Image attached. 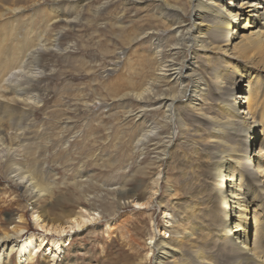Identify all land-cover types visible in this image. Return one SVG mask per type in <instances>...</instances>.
<instances>
[{"label":"rangeland","instance_id":"374dc122","mask_svg":"<svg viewBox=\"0 0 264 264\" xmlns=\"http://www.w3.org/2000/svg\"><path fill=\"white\" fill-rule=\"evenodd\" d=\"M190 11L188 0H0V76L14 84L32 75L29 93L15 83L14 113H0V125L12 128L14 147L22 152L10 159L40 164L36 168L56 186L57 214L62 203L66 213L84 209L100 216L72 232L59 264H155L154 242L168 236L183 240L178 263L195 264L191 252L200 247L211 264H239L237 251L217 235L225 209L206 178L204 158H213V151L198 138L199 131L211 135L212 126L189 110L174 115L164 107L180 88L164 66L193 60L185 33L198 20ZM250 16H240L238 25L253 24ZM176 22L181 28L173 30ZM10 42L15 46L7 53ZM27 47L38 50L37 58L15 62L23 74L10 79V58ZM202 60L198 53L203 68ZM200 73L205 80L204 69ZM189 99L195 98L188 94L183 101ZM2 171L0 220L5 221L16 218L28 199ZM121 192H129L132 201ZM263 202L258 214L264 213ZM26 210L28 234L38 233L32 206ZM255 236L250 232L251 239ZM36 259L35 264L44 261Z\"/></svg>","mask_w":264,"mask_h":264},{"label":"bare ground","instance_id":"6f19581e","mask_svg":"<svg viewBox=\"0 0 264 264\" xmlns=\"http://www.w3.org/2000/svg\"><path fill=\"white\" fill-rule=\"evenodd\" d=\"M188 1L190 16L194 14L195 20H198L185 33L189 40L186 50H193V60L186 65L184 61L181 64L169 61L168 65L164 66L170 69L173 81L180 84L177 95L166 98L164 107L169 114L172 112L174 115H180L181 108L210 122L212 134L205 137L199 131L198 138L213 151V158H204L206 178L218 193L219 203L225 209L216 224L217 235L220 241L230 244L237 251L239 264H264V213H257L264 198V0ZM233 4L235 6L231 9ZM170 10L173 14L177 12L174 8ZM183 12L185 14V10ZM244 14H251L253 24L238 25L244 20L240 17ZM8 25L5 23L3 27ZM171 27L173 30L181 28L178 22ZM179 32L183 33H177ZM14 46V43L10 42L6 52ZM31 48H25L18 57L10 58L11 55H7L12 65L10 79L22 77L23 71L15 66L21 59H29V62H32L37 58L38 50L33 51ZM198 53L203 54V68L196 61ZM203 69L205 80L200 73ZM24 76L26 79L17 83L18 78L14 84L12 79L10 81L0 76V113L4 114V117L9 116V112L14 113L17 108L15 83L19 84V91L22 88V91L27 90L29 93L32 75H23L22 78ZM238 77L241 78L236 80ZM244 88L247 91L242 93ZM188 94H192L195 99L183 101ZM216 102L217 106L214 105ZM20 111L24 110L21 108ZM1 124L0 133L3 135L0 137V147H3V152L0 153V159L5 156L6 163H0V169L6 172V177L12 184L22 190L24 195L21 197L28 200L24 206H19L16 218L0 220V264H35L36 258L39 257L44 258L39 264H59L63 261L60 260L62 255L65 257L66 248L71 244L72 232L80 230L89 222H96L100 216L84 209L81 212L66 213L62 203L59 205L61 212L57 214L54 207V202H57L56 186H53L54 183H51L43 170L36 168L40 164L16 163L13 158V161L10 159L11 155L17 156V153L22 152L19 153L14 147L16 136L10 132L11 127L8 125L7 128ZM179 125L182 129V117L179 118ZM260 135L263 137L261 141ZM5 142H8L9 146L5 145ZM256 144H260V147L254 152L252 149ZM1 160L3 161V158ZM120 194L129 202L133 199L129 192ZM18 198L20 199V196ZM19 199L13 198L12 201L15 200L17 204ZM233 204L236 205L235 209H232ZM135 205L142 208L145 203L135 202ZM29 206H32L30 213L35 226L39 228L38 233L28 234L30 227L26 209ZM189 212L194 216L195 208H191ZM170 216L171 214H165L166 219ZM165 223L166 228L174 233V225H170L168 221ZM252 231H255L256 235L254 240L250 238ZM174 235H179V232ZM170 237L154 242V247L156 246L159 252L155 264H182V261L178 263L179 259L176 257L182 254L179 248L183 240H167ZM195 240L201 245L204 244V240H200L199 236H196ZM189 244L196 245L193 242ZM191 254L195 264H211L200 247Z\"/></svg>","mask_w":264,"mask_h":264}]
</instances>
